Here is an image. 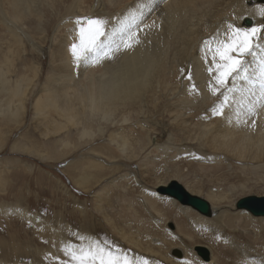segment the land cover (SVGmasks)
Here are the masks:
<instances>
[{"label":"rangeland","instance_id":"374dc122","mask_svg":"<svg viewBox=\"0 0 264 264\" xmlns=\"http://www.w3.org/2000/svg\"><path fill=\"white\" fill-rule=\"evenodd\" d=\"M34 1L31 11H24L15 19L12 16L10 5L6 0H1L6 17L14 24L15 34H10V30L0 23V60L4 55L12 59L15 73L12 71L10 77L25 73L33 79L23 96L24 107L18 121L10 122L2 119V114L0 117V264H57V258L64 259L60 251L61 244H79L81 243L80 236L91 237V239H98L97 236H99L102 241L107 240L120 248L122 242L138 250L122 239L120 232L123 231L126 234H136L135 237L137 234L151 236V243L157 245H154L153 251L161 254L160 244L159 242L154 243V238L160 239L158 232L160 233L162 229L170 230L177 236V233H180V227L184 226L183 211L175 213L176 210L171 204L157 202L156 209L161 212L159 213L145 204L153 214V219L159 223L160 230H155V228H150L151 224L143 217L147 216L143 210L145 208L136 198L141 197L144 200L145 191H157L160 186L172 179L194 190L198 188L196 190L198 193L193 195L204 199H206L205 195L213 190L216 196L221 194L220 197H222L223 195L224 200L223 198L220 201L214 199L215 208L218 210L226 207L236 208L237 199L247 195H264V166L255 168L257 163L253 161H238L225 154L217 158L218 162L210 161L207 157L215 154V151L213 152L205 145V141L202 140L204 138L196 137L193 129L197 123H200L201 129L205 131L215 126V121H213L215 117L220 120L223 115L211 117L209 104L204 105L208 114H202L194 107L195 105L191 106L182 101L181 90L187 86L191 88L190 85L193 86V81H195L191 75L193 62L189 56L193 49L188 52L185 60L174 64L175 70L162 71L161 75L165 72L166 77L163 74V78L162 76L159 77L161 79L158 78L155 82L158 85L154 83L151 94L146 91L135 104L120 105L115 114V119L119 121L116 122L117 125L115 123L110 125V121L107 124L97 121L94 124L99 125L102 131H98L96 136L85 141L79 138L80 125L74 126L67 123L63 131H50L52 127L49 124L52 120L65 123L64 119L58 115L59 112L51 108L45 110V114H38L34 111L35 99L44 98L46 82L49 76L54 74V69L59 62L55 49L60 40L64 41L66 28L74 25L76 17L101 18L102 14V19L107 17L111 22L117 17L119 10L129 8L133 14L137 10L135 7V1H137L148 10V14L152 12V17L159 18L161 9L170 4L172 0L156 4L155 9L151 6L147 7L149 0ZM253 2L255 4L256 0H248L246 4ZM223 7L224 4L211 7L206 4L200 10V21H197L199 23L209 22L216 13L222 12ZM227 16L222 14L215 19V34L218 31H224L227 20L228 23L233 22L232 24L235 25L234 18L229 21ZM247 20L251 19L247 18L245 21L248 28L254 22L251 20L252 22L247 24ZM260 22H262L260 25H264V17ZM163 23L162 21L161 24ZM201 33V38H203L201 42L215 35L208 33L207 30H201ZM260 40H262L261 43L264 42V28L254 39V43ZM259 50H257L258 54ZM206 74L209 76L208 73ZM189 75L191 79L188 78ZM152 95L153 97L158 96L159 100L152 98ZM152 100L155 103H150ZM165 103L180 104V109L176 113L165 110L157 111L156 107ZM189 107L193 110L189 111ZM87 113L81 110L82 115ZM111 118L115 120L114 117ZM119 119L126 121L122 123ZM181 128L184 131L189 130L186 133H191L192 139H184L186 133L182 132ZM115 130L128 138L130 148L125 152H121V149L109 139L110 134H114ZM170 136H180L177 142L184 140L185 143L173 144L168 139ZM64 137L69 141L70 146L68 145L62 153L60 150L63 147H60L59 139ZM136 140H144L148 144L143 149H139L135 143ZM90 161L97 164L98 172L96 177L82 189L74 184V177L85 174L89 176L91 170L87 166L91 164ZM163 180L165 182L161 183L160 181ZM158 193L166 198L174 199L161 192ZM174 200L176 205L178 201ZM129 202L133 205L132 209H127ZM208 203L210 204V201ZM179 204L178 202L177 205ZM134 208L138 211L135 212ZM190 209L195 211L192 207ZM231 212L224 220L230 219L231 222L234 220L233 228L235 229L228 225L225 226V221H222L226 231L228 229L231 232L235 231V234L226 233L234 240L233 247L237 246V248L231 252L232 250L230 251L222 239L221 243L213 235H209V241L213 244L215 258L220 264H247L242 262L244 258H241L238 250L244 252L241 245H249L251 249L257 251H250L255 257L259 256L258 253L264 252V220L251 223L250 217L246 214H243L239 220H235L236 218L233 217L239 215ZM188 215L190 218L193 217L191 213ZM31 217L35 221H30ZM245 219H249L248 226H246ZM209 241L206 240V242ZM206 242L204 244H208ZM173 246L168 254L182 258L183 249H180L177 244ZM197 248H200L204 257L203 248L205 246H192L193 252L201 257ZM138 251L144 253L141 250ZM227 252L230 254H226ZM206 253L208 258L201 257V259L210 261V252L207 250Z\"/></svg>","mask_w":264,"mask_h":264},{"label":"bare ground","instance_id":"6f19581e","mask_svg":"<svg viewBox=\"0 0 264 264\" xmlns=\"http://www.w3.org/2000/svg\"><path fill=\"white\" fill-rule=\"evenodd\" d=\"M6 1L11 7L13 18H17L18 15L24 11H31V6L35 3L34 0ZM162 1L166 0H149L147 2V7L151 6L153 9H155L156 4ZM247 1L248 0H172L168 5L164 3L166 6L161 9L159 18L152 17V12L148 14V10L143 8L140 5V2L135 1V7L137 10L133 14L129 11V8H127L119 10L115 20H112L111 22L107 17L103 19L107 21L105 25L107 32H119L121 28H124L125 30L131 29L132 31L137 32L141 42L132 49L121 50L115 53L113 59L105 60L96 66L82 65L77 67L73 63L69 48L70 45L75 41V27L73 28L74 25L69 27L66 26L67 28L64 41L60 40L58 47L55 49L57 51V58L59 62L57 67L54 69V74L51 77L49 76L46 82L44 87V98L35 99V102L33 103L34 111L38 114H45V110L51 108L52 110L59 112L58 115L64 119L65 123H58L52 120V122L49 124L52 127L50 131H63L67 127V123L74 126L80 125L79 138H83L85 141L90 137L96 136L98 131H102L99 125L95 126V122L97 123V121H99L103 124H107L109 123L108 121H110V125L111 123H118L119 121L115 119V114H117L116 112H118L120 105H125L126 103L135 104L137 100H140L143 97L141 95H144V92L146 91H149V94H151L150 91H152L154 83L158 81V78L166 71H173L172 69H174V64L177 62L179 63L180 60H185L188 52L193 49L189 56L190 60L193 62L192 69L190 67L192 72L191 75L192 79L195 81H193V86L192 84H189L191 88H188V86L187 88L183 87L180 94L184 103L187 102L191 106L195 105L194 107H196L198 111L202 112V114H208V111H205L206 106L204 105L209 104V106L212 108L219 101L217 97H214L209 93L207 88L210 76H207L206 66L201 59L200 46L203 42H201L203 39L201 38V30H207L208 33L211 32L212 34H215V19L219 18L222 14H226V16L228 15L227 18L229 21L234 18L236 22L235 26L238 27L247 28L245 25L247 18H250L254 22L253 25H249L250 27L248 28L261 26L260 23L262 22H260V20H263L264 16L259 14L258 9L264 7V1L256 0L255 4L254 2L251 4H246ZM206 4L208 7L215 5L222 6L224 4V7L222 12L216 13L209 22L202 21L199 23L197 20L200 21V10ZM91 16H93L92 12ZM100 17H103L102 14ZM10 20H8L6 17L0 0V23L5 25V27L10 30L9 33L13 35L15 34V27L13 28L14 24ZM193 20H195V22H193ZM162 21L164 22L163 24H161ZM226 22L228 24V20ZM227 24L224 26V30L227 28ZM145 25L148 27H145ZM190 25L193 26L190 27ZM195 26H197V28H195ZM140 29L143 30L141 31ZM261 41L262 40L256 43L261 44L262 48H264V42L261 43ZM259 54L264 55V52H261L260 49ZM246 58H250L247 61L249 62L250 74H252L253 80L255 82L247 83L244 81H238V87L240 91L231 94L234 97L231 102V107L225 108L224 115L220 120H218L217 117L214 118L213 121H215V126L203 131L201 129V124L197 123V126L195 125L193 130L196 132V137L201 136V139L204 138L202 140L205 141V145L212 149L213 152L215 151V154L212 153V156L207 157L210 159V161L213 160L218 162L219 159L217 158L222 154H225L238 161H253L257 163L254 167L258 168V166H264V102H261L260 100V83L258 80H256L255 76L259 59L253 60L251 56ZM12 63V59H10L7 55H4V57L0 60V117L2 114V119L8 120L10 122H17L24 107L22 100L23 96L28 88V85L32 82L33 77L25 75V73L17 76H15V74V77H10L12 71L14 72ZM184 67L185 66H183V68ZM162 71L165 72L161 75ZM156 84L158 85V83H155V85ZM153 91V94H155V90ZM152 98L158 99L159 97H153L152 95ZM151 102L155 103L153 100L150 101V103ZM248 104L256 105L255 115L249 116L247 114L246 105ZM154 107H156V104H154ZM156 108L159 112L165 110L166 112L176 113L180 109V104L165 103L162 104V106ZM190 108L191 107L188 108L189 111H192L193 108ZM81 110H84L86 113H88L86 115H82ZM211 112L212 111L210 109L209 114ZM210 116L212 117L214 115L211 113ZM111 117H114L115 120H113ZM252 120L257 122L255 129L251 127ZM120 121L125 123L126 120ZM244 121H247V123ZM205 127H207V125ZM181 131L186 133L189 130L184 131L182 129ZM190 134L186 133L184 139H192ZM179 138L180 136L168 137V139L171 140L173 144L185 143L184 140H179V142H177ZM109 139L111 143L116 144L117 147L121 149V152H125L126 149L130 148L128 146L127 136L120 134L119 131L117 132V130H115L114 134H110ZM59 143L60 147H63L60 151L64 153L66 147L69 145V141H67L66 137H64L59 139ZM135 143L139 149H143L148 144L144 140H136ZM90 162L91 164L87 166V168L91 170L89 176L85 174L81 175L80 177H74V184L82 189L87 186V183H89L91 179L96 177L95 175L98 172L97 164L93 161ZM160 182L164 183L165 180ZM184 188L191 194L198 193V191H196L198 188L194 190L192 187L187 185H184ZM213 191H209L207 195L204 194L206 199L210 201L212 211H210L209 214H204L198 210H195L198 212L197 213L190 209L191 207L189 208V205L185 206V204H182L178 200L177 201L180 203L179 206L177 205L178 202L175 205V198H166L161 196L160 193L155 190L145 191L144 196H146V198L144 200L141 197H137L136 199L141 201V206L145 208L143 210H145L147 216L143 217H145L148 223L151 224L150 228L160 230L159 223L153 219V214L146 207V205H149L150 209L159 212L156 209L157 202H166L171 204L176 210L175 213H178V211H183L182 221L184 226L180 227V233H177V236L176 233H172L167 229H162L160 233L158 232V234H160V239L154 238V243L159 242V248L162 250L161 254L153 251L152 248H154V245L156 244L151 243V236H141L140 234H137L135 237L134 235L136 234H126L125 231L120 232L122 239L144 253L132 249L122 242L121 249L123 247V249L128 251L130 254L144 257L149 261V264H184V261H191L192 264H220V262L215 258V249L212 248L213 244L211 241H209V235H213L219 241H221V243L223 240V243L228 246L230 251L232 250L231 252L237 248V246L235 248L233 247L234 240L226 233L228 232L235 234V231L231 232L229 229L228 231L224 229V223L222 220L225 219L226 215L233 210L234 212L231 213H237L239 215L237 217L234 215L235 217L233 218H236L235 220H239L243 214H246L250 217V220L245 219L246 226H248L250 222L253 223L256 220H264V217H255V215H253L249 210L236 207V204V208L226 207L222 210L216 209L214 205V199L220 201L221 198H223V195L222 197H220L221 194L216 196ZM123 200L126 202L125 199ZM128 205L129 206L127 209L133 208V205L130 202ZM231 206L234 207V205ZM246 210L253 216L250 215ZM134 211L137 212L138 210L134 208ZM187 212L191 213L193 217L190 218ZM130 216H132V214ZM29 220L32 222L35 221V219L32 217ZM248 220L250 222H247ZM226 225L232 229H235L233 228L234 220H232V222L230 219L225 221V226ZM193 230H195V232H193ZM130 232L132 231L130 230ZM97 237L99 240L97 238L93 239L103 243L100 237ZM203 239L205 240L203 241ZM206 240L209 242H206ZM205 242L209 245L204 244ZM175 244H177L180 249H183V252L180 250L183 254L182 258L168 254V251L173 248V245ZM193 245H204V253H206L208 250V252H210L211 260L210 258V261L202 260V251L200 248H197L201 257L198 256L192 250ZM241 246L243 247L244 252L238 250V254L241 256V258H244L242 262L247 264H264V252L258 253L259 256L255 257L250 253V251L257 252L255 249L252 248V250L249 245ZM226 254H230V252H227ZM154 256L157 257L156 260ZM203 258L207 259L208 254ZM213 260L215 261L213 262Z\"/></svg>","mask_w":264,"mask_h":264},{"label":"snow or ice","instance_id":"6c2138e0","mask_svg":"<svg viewBox=\"0 0 264 264\" xmlns=\"http://www.w3.org/2000/svg\"><path fill=\"white\" fill-rule=\"evenodd\" d=\"M258 12L264 16V7L258 9ZM106 23V20L98 17L75 18V41L70 45L69 51L77 67L99 65L105 60L113 59L115 53L132 49L141 42L137 32L131 29L121 28L119 32H107ZM262 28L264 25L243 28L228 23L223 32L218 31L214 36L203 40L200 52L210 76L207 88L219 101L211 108L214 116L224 115L225 108L231 107L234 99L231 94L240 91L238 81L255 82L250 74L246 59L248 56L253 60L259 59L255 76L260 83V100L264 102V55L257 52V49L264 52V48L259 43H254ZM188 78L191 79V75ZM246 108L249 116L255 115L256 105L248 104ZM255 126L256 121L252 120L251 127L255 129ZM79 240V244H61L60 251L64 259L57 258V264H149L144 257L130 254L107 240L101 243L84 236H80ZM184 264L192 262L184 261Z\"/></svg>","mask_w":264,"mask_h":264},{"label":"water","instance_id":"95a60500","mask_svg":"<svg viewBox=\"0 0 264 264\" xmlns=\"http://www.w3.org/2000/svg\"><path fill=\"white\" fill-rule=\"evenodd\" d=\"M246 23L250 24L251 21L247 20ZM158 191L176 198L182 204L189 205L201 213L209 214L211 211L210 204L204 198L189 193L184 186L175 179L170 180L167 186H160ZM236 207L245 208L255 216H264V195H247L242 197L237 200Z\"/></svg>","mask_w":264,"mask_h":264}]
</instances>
